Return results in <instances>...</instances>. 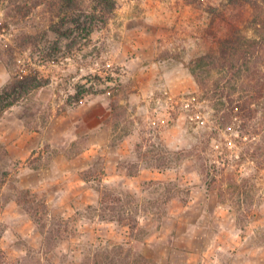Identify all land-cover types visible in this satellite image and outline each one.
<instances>
[{
	"label": "rangeland",
	"instance_id": "1",
	"mask_svg": "<svg viewBox=\"0 0 264 264\" xmlns=\"http://www.w3.org/2000/svg\"><path fill=\"white\" fill-rule=\"evenodd\" d=\"M114 1L79 0L84 28L60 0H0V90L37 86L0 116V264H264L263 111L224 127L186 65L251 9Z\"/></svg>",
	"mask_w": 264,
	"mask_h": 264
},
{
	"label": "trees",
	"instance_id": "2",
	"mask_svg": "<svg viewBox=\"0 0 264 264\" xmlns=\"http://www.w3.org/2000/svg\"><path fill=\"white\" fill-rule=\"evenodd\" d=\"M66 9L75 16L73 23L87 27L89 17L85 14L80 20L81 6L79 0H60ZM95 11L106 13L116 7L114 0H90ZM231 5H246L250 15L245 22V29L234 26L227 35L218 40L217 45L190 59L186 65L200 88V98L211 102L216 114L219 115L224 127L239 121V128L248 133L255 124L250 123L259 111L264 115V73L261 70V55L264 54V0H227ZM83 9V8H82ZM59 31L58 28H55ZM73 29L68 28L65 33ZM10 70V66L7 64ZM35 78L13 77L0 90V116L17 101V93L25 94L35 89ZM118 104L111 108L113 122L118 121ZM264 117V116H263ZM1 148V145H0ZM257 151V150H256ZM232 183V182H231ZM241 184H234L228 191L241 190ZM230 191V192H231ZM225 193V192H224ZM23 209L31 213L37 204H29L26 195L21 191L18 197ZM39 205V204H38ZM35 221V216L30 214ZM36 223V221H35ZM43 232L44 227L39 226ZM131 254L121 257L119 253L112 254L108 250L96 253V258H102L101 264H127L120 258H129ZM134 264L145 261V257L136 254ZM1 263V258H0Z\"/></svg>",
	"mask_w": 264,
	"mask_h": 264
}]
</instances>
